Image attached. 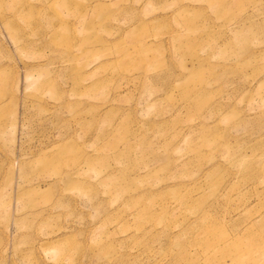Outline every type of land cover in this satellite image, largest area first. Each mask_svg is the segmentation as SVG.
Listing matches in <instances>:
<instances>
[{"label": "rangeland", "instance_id": "rangeland-1", "mask_svg": "<svg viewBox=\"0 0 264 264\" xmlns=\"http://www.w3.org/2000/svg\"><path fill=\"white\" fill-rule=\"evenodd\" d=\"M0 264H264V0H0Z\"/></svg>", "mask_w": 264, "mask_h": 264}]
</instances>
